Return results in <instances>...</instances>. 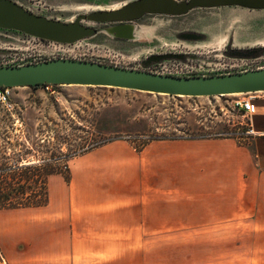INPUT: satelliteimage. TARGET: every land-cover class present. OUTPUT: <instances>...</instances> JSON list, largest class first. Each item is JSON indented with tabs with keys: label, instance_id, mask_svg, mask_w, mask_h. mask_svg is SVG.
Returning <instances> with one entry per match:
<instances>
[{
	"label": "rangeland",
	"instance_id": "rangeland-1",
	"mask_svg": "<svg viewBox=\"0 0 264 264\" xmlns=\"http://www.w3.org/2000/svg\"><path fill=\"white\" fill-rule=\"evenodd\" d=\"M15 1L32 12L68 20L128 0ZM183 30L201 32L204 38L181 40L176 34ZM135 34L137 39L127 41L99 33L51 48L46 41L0 30V65L69 53L176 75L264 67V10L228 7L179 17L146 15ZM247 49L253 50L248 56L232 53ZM165 54L180 57L151 59ZM236 97L76 84L9 87L0 98V156L13 157L23 146L27 162L51 153L62 170L61 154L81 152L66 161L65 179L48 177L44 206L0 210V263L7 264V258L10 264H264V189L260 185L256 191L240 173L238 164L245 157L238 147L252 134H244L247 116L231 107ZM4 117L8 123L1 121ZM54 137L62 141L58 149ZM92 139L99 144L91 146ZM88 187L132 197L127 208L133 231H119L126 239L119 238L117 247L90 246L83 231H70L62 221L69 207L59 204L54 193H83Z\"/></svg>",
	"mask_w": 264,
	"mask_h": 264
},
{
	"label": "water",
	"instance_id": "water-1",
	"mask_svg": "<svg viewBox=\"0 0 264 264\" xmlns=\"http://www.w3.org/2000/svg\"><path fill=\"white\" fill-rule=\"evenodd\" d=\"M238 7L264 10V0H128L112 8H98L60 20L30 11L15 0H0V30L62 45L101 33L114 40H135L138 21L146 15L184 16L196 9ZM176 37L186 41L204 34L183 30ZM253 50H232L248 56ZM169 54L152 56L166 59ZM90 85L124 88L170 96H224L264 91V67L209 75H176L122 67L96 61L57 57L19 65H0V87L31 85Z\"/></svg>",
	"mask_w": 264,
	"mask_h": 264
},
{
	"label": "crops",
	"instance_id": "crops-1",
	"mask_svg": "<svg viewBox=\"0 0 264 264\" xmlns=\"http://www.w3.org/2000/svg\"><path fill=\"white\" fill-rule=\"evenodd\" d=\"M254 95L255 110L246 115L252 135L238 147V151L245 157L238 166L241 168L240 173L245 174V181L253 182L257 191L260 185L261 190L264 189V91ZM54 198L59 204L69 207L67 219L62 221H67L70 231H83L85 239L92 241L88 243L90 246L117 247L119 238L126 239V236L119 237V231H133L134 222L129 219L127 208L128 202L132 205V197H129V200L127 197L118 198L112 191L104 193L92 191L88 187L83 193L74 192L72 189L54 193ZM119 208L123 211L119 212ZM127 221L129 228L125 226ZM119 223L123 226L119 227ZM49 224L50 220L47 219V225ZM6 262L10 264L7 258Z\"/></svg>",
	"mask_w": 264,
	"mask_h": 264
},
{
	"label": "trees",
	"instance_id": "trees-1",
	"mask_svg": "<svg viewBox=\"0 0 264 264\" xmlns=\"http://www.w3.org/2000/svg\"><path fill=\"white\" fill-rule=\"evenodd\" d=\"M39 84L28 86L36 88ZM9 117H4L1 121L9 122ZM9 125V124H8ZM11 126V125H9ZM5 143L9 142L5 140ZM18 144V143H17ZM54 149L62 145L59 137H54ZM91 146L99 143L92 141ZM19 146L21 144H18ZM85 150V149H83ZM74 154H61L59 160L62 161V170L59 169L55 154L47 157H40L38 160L27 162L24 153H28L23 146L18 152L10 156H0V210L27 209L42 207L47 203V180L52 174H61L65 179L64 172L67 171L66 161ZM52 158V159H51ZM26 161V162H25Z\"/></svg>",
	"mask_w": 264,
	"mask_h": 264
},
{
	"label": "built area",
	"instance_id": "built-area-1",
	"mask_svg": "<svg viewBox=\"0 0 264 264\" xmlns=\"http://www.w3.org/2000/svg\"><path fill=\"white\" fill-rule=\"evenodd\" d=\"M29 38L35 39V40H40V39L33 38V37H30V36H29ZM46 42H47V45L49 47H51V48H55V47L59 48V46H64L62 44H57V43L50 42V41H46ZM51 57L52 58H56V57L75 58L74 56H72V57L69 56V53H66L64 55H58V56H55V55H53L51 53ZM46 86H50V84H44V87H46ZM8 90H9V87H0V98L1 99H4V97L8 94ZM255 93L256 92H247V93L235 94V95H237V97L232 100V106H231L232 109L237 114H239L240 116H243V115L245 116V115H248V114H252L254 112V110H255V106H254V99H255V95L254 94ZM231 122H232V120H231ZM244 130H245L244 134H252L251 129H250L249 126H247Z\"/></svg>",
	"mask_w": 264,
	"mask_h": 264
},
{
	"label": "flooded vegetation",
	"instance_id": "flooded-vegetation-1",
	"mask_svg": "<svg viewBox=\"0 0 264 264\" xmlns=\"http://www.w3.org/2000/svg\"><path fill=\"white\" fill-rule=\"evenodd\" d=\"M142 20H143V17L138 22H141ZM42 41H45V40H42Z\"/></svg>",
	"mask_w": 264,
	"mask_h": 264
},
{
	"label": "bare ground",
	"instance_id": "bare-ground-1",
	"mask_svg": "<svg viewBox=\"0 0 264 264\" xmlns=\"http://www.w3.org/2000/svg\"><path fill=\"white\" fill-rule=\"evenodd\" d=\"M235 95V94H234Z\"/></svg>",
	"mask_w": 264,
	"mask_h": 264
}]
</instances>
